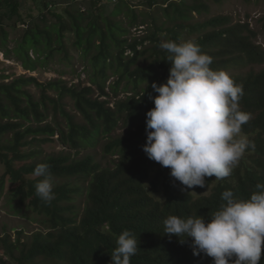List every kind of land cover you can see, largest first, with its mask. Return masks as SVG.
Returning a JSON list of instances; mask_svg holds the SVG:
<instances>
[{"label":"trees","instance_id":"1","mask_svg":"<svg viewBox=\"0 0 264 264\" xmlns=\"http://www.w3.org/2000/svg\"><path fill=\"white\" fill-rule=\"evenodd\" d=\"M78 1L33 0L28 7L25 0H0L3 41L8 38L5 20L19 19L21 10H30L32 19L20 29L13 49L26 69L35 70L37 62H46L55 55L69 59L66 42L67 32L71 31L72 46L92 64L91 80L99 85L101 96L107 94L102 84L109 70L118 74L113 91L127 79L133 84L132 94L111 107L107 99L93 97L91 85L68 86L61 80L46 84L26 75L0 84V165L4 168L0 183L12 182L15 186L9 192L13 199L41 213L47 228L34 232L29 239L23 231H18L15 239L6 232L0 238V264H111V252L125 230L131 231L138 242L130 264H213V258L202 252L194 255L192 238L181 243L180 237L165 234L163 221L169 215L210 219L225 203L224 191L231 190L237 199H250L256 185L264 184V68L245 73L232 70L264 64V47L256 41L257 33L248 22H232L229 15L223 14L190 23L193 12L209 10L205 1L188 4L183 0H154L161 5L169 26L159 25L154 18L151 33L129 41V30L116 17L133 11L130 4L122 0H87V9L82 11ZM213 1L220 4L223 0ZM61 2L64 7L58 11ZM109 4L115 5L109 9ZM168 40L195 42L212 57L211 68L226 70L236 84L243 85L239 105L251 116L242 125L240 135L253 141L255 148L247 149L223 180L206 177L203 188H186L170 175L169 168L149 159L143 150L147 142L146 113L154 107L149 94L158 95L151 84L166 83L169 76L168 53L160 47ZM30 51L36 57L30 56ZM32 85L40 92L38 98L29 89ZM47 89L56 95H49ZM66 96L76 113L67 110ZM48 116L52 117L50 121H46ZM120 120L133 126L125 135L106 142L104 151L118 154L112 167H102L93 155L74 158L53 153L36 158L38 152L27 151L32 141L51 140L57 131L61 140L72 147L92 145L101 133L110 134ZM24 121L29 125L25 126ZM41 163L49 165L53 177L91 176L79 218L66 205L78 188L68 183L57 185L50 203L36 194L35 185L42 178L32 173ZM260 264H264V254Z\"/></svg>","mask_w":264,"mask_h":264},{"label":"clouds","instance_id":"2","mask_svg":"<svg viewBox=\"0 0 264 264\" xmlns=\"http://www.w3.org/2000/svg\"><path fill=\"white\" fill-rule=\"evenodd\" d=\"M171 67L166 83H152L154 107L146 113L148 158L171 170L170 175L186 188L205 187L206 177H228L253 141L241 136L251 116L241 110L243 85L226 70L210 67L212 57L193 41L162 42ZM40 177L36 194L44 202L54 198V178L46 163L34 172ZM250 199H237L231 190L222 193L220 209L204 216L180 218L169 215L164 233L192 238L194 255L201 252L213 264H260L264 254V184H257ZM182 237H185L182 239ZM111 252V264H130L138 242L123 231ZM235 258V259H233Z\"/></svg>","mask_w":264,"mask_h":264},{"label":"rangeland","instance_id":"3","mask_svg":"<svg viewBox=\"0 0 264 264\" xmlns=\"http://www.w3.org/2000/svg\"><path fill=\"white\" fill-rule=\"evenodd\" d=\"M27 1L28 7L32 5L33 0ZM64 1V0H59ZM87 0H79L77 7L80 10L87 9L85 5ZM113 1V0H109ZM131 5L133 11L128 13H122L116 17L117 20L123 22V26L129 30L126 37L129 41L135 39H140L145 35L151 33L155 28V23L153 24V19H157L159 25L169 26L167 24L166 17L164 16V11L159 3L153 2L154 0H122ZM160 1V0H157ZM184 2L190 4L198 1H205L209 5V10L204 12L195 11L192 13V20L190 23H197L207 20L208 18L215 15H229L232 18V22H248L250 27L257 33L256 41L264 47V30L262 29V19L264 17V0H223L222 3L218 4L213 0H183ZM121 2L117 0L116 3ZM63 2L57 7L58 11L63 9ZM108 8L114 7L115 4H109ZM32 12L27 9L21 10V17H14L11 20H5L7 25L8 38L3 41L0 34V84L9 83L21 75L34 76L38 81L42 83H49L54 80H61L64 84L68 86L77 85L79 87H84L86 85H91L93 88V97H100V99H107L109 101V106L114 107L115 103L126 99L132 94L133 84L129 83L128 80L124 79L119 84L117 91H113V85H117L118 74L109 70L106 79L103 80V88L107 93L106 96L102 95V90L99 85L91 80L93 77L92 64L82 56L81 52L72 46L74 41V35L71 31L67 32V46L70 51L69 59L61 58L59 55H55L46 62H37L35 65V70L26 69L23 65V61L13 53V49L17 44V38L22 32L20 29L26 27L32 19ZM136 20L133 22V17ZM132 20V21H131ZM132 23H129V22ZM166 21L165 24H163ZM145 23V24H144ZM43 25L42 23H40ZM143 24V25H142ZM13 25H17L15 29L10 28ZM186 35H183V39ZM145 44H149L146 41ZM129 51L127 52V54ZM30 56L36 57L33 51H30ZM142 63L139 61L138 64ZM264 68V64L260 65H243L239 67H233L232 70L236 73H245L250 69L256 71ZM30 91L38 98L40 92L36 86H29ZM47 93L51 96H55L54 90L47 89ZM64 103L67 108L72 113H76L72 101L69 97L64 98ZM78 115V114H77ZM78 117V116H77ZM51 116L47 117L46 121L51 120ZM25 126L29 125V121L23 122ZM130 126L133 124L127 122L126 120H120L116 128L110 134L101 133L97 141L92 145H83L81 147H72L69 144H65L57 131L54 136H51V140H41L32 141L31 144L27 146V151L38 152L36 158H42L48 154L53 153H66L70 154L74 158H82L86 155H93L97 162H99L102 167H112L118 159L117 153H107L104 151L106 142L110 138L125 135ZM23 129V127H22ZM135 129V128H133ZM31 161V160H29ZM4 168L0 165V178L2 177ZM54 178V187L62 183H68L72 187L79 189L77 194H73L72 198L66 200V205L69 207V212L80 217L83 208L86 205V190L91 179L88 175H77L70 178ZM15 185L6 180L4 185L0 183V238L6 233L12 235V239H15L18 231H23L25 239H29L31 235L40 230H47L46 224L44 222L43 215L28 205L20 204L18 199H13L10 194V188ZM53 187V188H54ZM3 255L1 242H0V257Z\"/></svg>","mask_w":264,"mask_h":264},{"label":"built area","instance_id":"4","mask_svg":"<svg viewBox=\"0 0 264 264\" xmlns=\"http://www.w3.org/2000/svg\"><path fill=\"white\" fill-rule=\"evenodd\" d=\"M113 1H115V0H113Z\"/></svg>","mask_w":264,"mask_h":264}]
</instances>
